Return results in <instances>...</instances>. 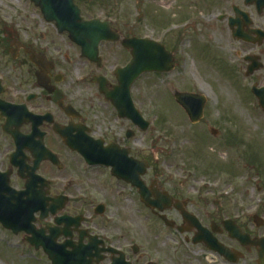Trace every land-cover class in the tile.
<instances>
[{
    "label": "flooded vegetation",
    "instance_id": "flooded-vegetation-1",
    "mask_svg": "<svg viewBox=\"0 0 264 264\" xmlns=\"http://www.w3.org/2000/svg\"><path fill=\"white\" fill-rule=\"evenodd\" d=\"M239 1L223 0L218 20L227 29L233 7L244 8ZM250 28L260 27L252 21L242 34ZM232 40L248 47L244 57L252 54V44ZM127 55L121 41L102 42L99 59L90 60L29 0H0V174L11 189L31 186L34 198L46 201L35 228L45 236L50 229L69 231L54 246L70 252L86 245L84 264H264V252L253 243L264 238V212L254 199L192 200L154 167L156 179L139 180L160 211L146 207L138 189L112 173L129 158L144 160L140 123L128 118L122 100L117 107L106 98L116 96L115 72L127 64ZM131 98L142 117L133 93ZM166 194L169 202L159 201Z\"/></svg>",
    "mask_w": 264,
    "mask_h": 264
},
{
    "label": "rangeland",
    "instance_id": "rangeland-1",
    "mask_svg": "<svg viewBox=\"0 0 264 264\" xmlns=\"http://www.w3.org/2000/svg\"><path fill=\"white\" fill-rule=\"evenodd\" d=\"M75 3L84 18L109 20L129 37L159 42L174 57L171 72L144 74L132 90L151 126L143 134L142 153L151 170L145 179H156L155 167L160 179L176 185L178 192L192 200L220 196L224 201H238L247 196L249 201L261 199L264 212V112L250 93L253 84L264 85V68L244 76L247 65L243 55L248 47L234 42L224 22L215 19L216 14L225 13L223 0ZM239 3L242 6V0ZM249 10L253 24L264 27V13L257 16L253 8ZM226 13L229 15V10ZM250 53L259 56L264 65V44L253 46ZM191 64L196 69L189 72ZM174 91L206 98L198 124L188 121L173 98ZM208 127L217 129L219 137L211 136ZM206 190L213 192L206 194ZM0 264L49 263L22 235L12 236L0 229Z\"/></svg>",
    "mask_w": 264,
    "mask_h": 264
},
{
    "label": "water",
    "instance_id": "water-1",
    "mask_svg": "<svg viewBox=\"0 0 264 264\" xmlns=\"http://www.w3.org/2000/svg\"><path fill=\"white\" fill-rule=\"evenodd\" d=\"M31 2L41 9L47 21L55 23L59 32H68L72 40L79 42L83 47V53L87 56H92L97 53V45L100 41L117 40V37H114L106 23L101 24L96 20L87 23L84 22L80 18V11L73 5V0H31ZM249 2L255 3L258 12L264 8V0H249ZM259 35L260 38H264V34L260 33ZM86 42L89 43L88 48L85 45ZM122 44L131 50L132 57L128 66L118 73L122 78L120 81L122 100L127 102L128 116L135 118V111L133 110L129 97V87L131 83L140 74L145 72H169L172 69L171 63L173 59L162 46L152 41L127 39L123 40ZM250 68L249 72L252 73L254 70H258L260 66L255 64L254 67L252 65ZM252 93L257 98L260 108L264 110V88L257 90L253 87ZM174 98L186 111L191 122L195 123L199 121L202 116L204 105V99L202 97L175 92ZM142 125L143 129L146 130L148 124L144 121ZM132 165L133 162L129 160L126 170L127 177L120 172H117V174H119L120 178L138 186L136 177L132 176ZM145 167L144 164L143 172H145ZM123 173H125V171ZM6 185V182L0 181V222L5 228H13L15 226L14 223L18 224L20 228L12 229L13 232L17 234L22 230L30 234L31 238L27 239V241L35 247V249H38L41 245H44L42 239L45 240V238L40 232L30 228L29 225L30 222L33 221L32 215L38 210V207L34 206V202H31L29 207L23 209L24 207L22 208L20 205L23 201H21L19 197L14 196V193L8 190ZM143 194L142 198L148 203L146 193L143 192ZM26 202H29V200ZM10 214H12V216H9ZM53 240H55V238H53ZM50 242L51 240L49 239L48 243ZM49 247H43L45 253L49 256L52 264H59V261H61L60 258L57 255L58 258L53 256V250L51 246Z\"/></svg>",
    "mask_w": 264,
    "mask_h": 264
},
{
    "label": "bare ground",
    "instance_id": "bare-ground-1",
    "mask_svg": "<svg viewBox=\"0 0 264 264\" xmlns=\"http://www.w3.org/2000/svg\"><path fill=\"white\" fill-rule=\"evenodd\" d=\"M193 69H196V67L194 66V65H189V67L187 68V71H189V72H192V70ZM228 96L231 98V99H233L234 101H236L233 97L234 96H232V94H228Z\"/></svg>",
    "mask_w": 264,
    "mask_h": 264
}]
</instances>
